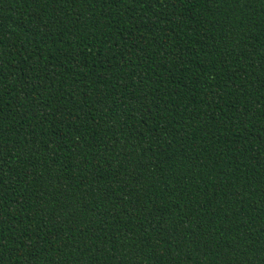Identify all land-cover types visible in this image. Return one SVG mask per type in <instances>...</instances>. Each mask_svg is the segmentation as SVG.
<instances>
[{
	"label": "trees",
	"instance_id": "obj_1",
	"mask_svg": "<svg viewBox=\"0 0 264 264\" xmlns=\"http://www.w3.org/2000/svg\"><path fill=\"white\" fill-rule=\"evenodd\" d=\"M0 264H264V0H0Z\"/></svg>",
	"mask_w": 264,
	"mask_h": 264
}]
</instances>
